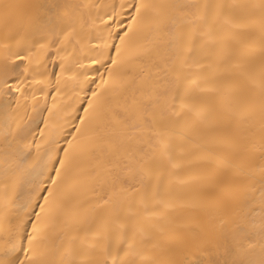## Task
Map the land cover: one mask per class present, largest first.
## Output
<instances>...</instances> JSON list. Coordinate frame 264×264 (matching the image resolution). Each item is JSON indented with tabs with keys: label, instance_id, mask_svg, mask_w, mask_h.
<instances>
[{
	"label": "snow or ice",
	"instance_id": "obj_1",
	"mask_svg": "<svg viewBox=\"0 0 264 264\" xmlns=\"http://www.w3.org/2000/svg\"><path fill=\"white\" fill-rule=\"evenodd\" d=\"M0 264H264V0H0Z\"/></svg>",
	"mask_w": 264,
	"mask_h": 264
}]
</instances>
